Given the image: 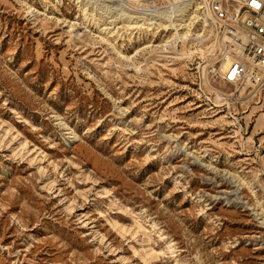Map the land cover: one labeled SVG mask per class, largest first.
<instances>
[{
	"label": "rangeland",
	"instance_id": "rangeland-1",
	"mask_svg": "<svg viewBox=\"0 0 264 264\" xmlns=\"http://www.w3.org/2000/svg\"><path fill=\"white\" fill-rule=\"evenodd\" d=\"M173 1L0 0V264H264V91L168 44Z\"/></svg>",
	"mask_w": 264,
	"mask_h": 264
},
{
	"label": "built area",
	"instance_id": "built-area-1",
	"mask_svg": "<svg viewBox=\"0 0 264 264\" xmlns=\"http://www.w3.org/2000/svg\"><path fill=\"white\" fill-rule=\"evenodd\" d=\"M188 2L184 15L172 19L177 31H189L187 36L172 38V34L167 43L205 42L201 68L206 77L232 85L238 95L249 87L259 99L264 91V0Z\"/></svg>",
	"mask_w": 264,
	"mask_h": 264
},
{
	"label": "bare ground",
	"instance_id": "bare-ground-1",
	"mask_svg": "<svg viewBox=\"0 0 264 264\" xmlns=\"http://www.w3.org/2000/svg\"><path fill=\"white\" fill-rule=\"evenodd\" d=\"M79 2V1H77ZM189 6V2L188 0H175L172 2V4L170 6H165L163 8H158L156 12H153L152 13V20H156L158 19L159 20V23L158 25L159 26H163V27H168L169 25L167 24L165 26V22L164 20L166 19V17L170 20L173 19V17L175 18L176 16L178 17L179 15H184V13L186 12V9L187 7ZM101 8V7H100ZM84 11V10H83ZM100 11V10H99ZM105 12V11H104ZM110 15L107 17L108 18V24L109 26H112L114 25L115 23H117L118 21H124L127 22L126 25H125V28H127L125 31H127L128 29L129 30H133V29H137V30H140V29H146L147 31H151V28H149V25L150 24H144L143 22L139 23V16H138V19L137 20H132L133 17L130 16V14L128 12L126 13H123V10H121V13L119 17L117 16H114L110 11H109ZM87 12L84 13V15H86ZM94 14V13H93ZM91 13V17L94 21L96 22H100V18H101V15L97 18L93 17V15ZM100 14V13H99ZM106 14V13H105ZM98 15V14H97ZM96 16V15H95ZM157 17V18H156ZM88 18V17H87ZM143 18V17H141ZM118 20V21H117ZM174 21L171 20V22L169 23L170 26L172 27V32H173V35H172V38H174L176 36V32L177 31V28L176 26L174 25L173 23ZM72 26V25H71ZM108 28L107 27H103L101 31H106ZM133 32V31H132ZM189 31L188 30H185V35L187 36V33ZM130 34V33H129ZM153 34V32L151 33ZM181 36V39H182V33L180 34ZM143 40V39H142ZM142 50V49H141ZM139 52V50H136L135 54L134 55H137ZM119 54V53H118ZM121 58L123 59H128L130 57L128 56H125L123 54H119ZM235 192V191H234ZM226 194V193H225ZM225 196V195H224ZM228 197V196H227Z\"/></svg>",
	"mask_w": 264,
	"mask_h": 264
}]
</instances>
